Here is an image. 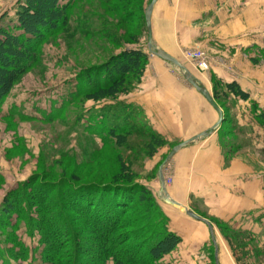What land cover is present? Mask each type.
Segmentation results:
<instances>
[{
  "label": "rangeland",
  "instance_id": "rangeland-1",
  "mask_svg": "<svg viewBox=\"0 0 264 264\" xmlns=\"http://www.w3.org/2000/svg\"><path fill=\"white\" fill-rule=\"evenodd\" d=\"M18 1L0 0V18L6 15L0 23L5 24L9 17L13 18ZM135 1L75 0L68 25L46 38L36 63L16 82L0 105V208L6 196L20 191L22 184L31 179L48 185L54 183L55 191L66 184L105 182L118 174L122 161L136 175L134 182L149 190L165 217L164 224L181 238L176 249L159 264H264V98L261 109L257 99L249 93L243 101L230 95L217 99L215 91L220 93L219 88L224 85L210 75V64L215 62L231 76H241L246 78V83L264 88V6L258 16L254 14L253 22L255 28L259 26L258 31L240 36L253 26L251 20H247L249 16L244 5H237L232 0H197L208 17L206 24L215 22L216 36L223 38V44L184 45L176 60L193 78L204 81L206 86H202L222 113V121L212 127L211 132L204 129L183 134V131L163 130L160 134L154 125L159 102L163 101L166 91L193 87L177 67L155 55L152 39L149 48L141 13L124 19L126 12L122 7L135 11ZM142 2L146 10L151 0ZM134 30L141 34L137 43L130 44L128 36L135 33ZM255 37L260 42L254 47L249 40ZM132 47H139L148 56L143 75L137 81L129 80L132 84L127 94H120L116 100L101 105L131 102L143 113L140 116L145 117L144 120L164 141V146L151 156L145 147L148 139L144 135L131 134L126 146L113 143L99 149L90 135L75 127L76 113L89 115L94 120L100 105L92 101L74 103L61 117H54L55 111L62 109L75 92L76 75L82 69L103 64L113 55ZM189 51L202 53L204 66L189 57ZM85 117L80 122L81 127L88 124ZM178 132L182 135H176ZM202 132H208L206 137L210 140L207 144L215 142L220 165L213 163L212 157L202 160L201 146L207 144L194 140L189 146L194 153L186 164L181 163L180 150L184 148L181 147L163 166L162 175L166 191L173 200L174 189H192L191 195H185V205L175 201L205 219L211 231L205 222L165 203L158 178L159 167L172 148ZM94 139L97 141L98 138ZM213 166H217L215 171ZM234 205L237 208H233ZM143 209L142 203H134L125 215L137 222L136 228ZM178 212L196 230L198 227L203 229L205 242L195 240L199 236L195 230H186L188 234L181 230L185 223L177 219L175 214ZM10 216V222L14 223L15 213ZM76 221L74 216L70 220L72 224ZM136 228L129 229L134 233ZM34 230L32 224L24 220L16 227L0 222V264H49L41 258L44 246ZM143 236L131 235L127 243L142 251L146 248V245L139 246ZM81 237L92 238L85 232ZM138 254V257H144L142 252ZM137 264L154 262L139 259Z\"/></svg>",
  "mask_w": 264,
  "mask_h": 264
},
{
  "label": "trees",
  "instance_id": "trees-1",
  "mask_svg": "<svg viewBox=\"0 0 264 264\" xmlns=\"http://www.w3.org/2000/svg\"><path fill=\"white\" fill-rule=\"evenodd\" d=\"M74 2L19 0L13 18L9 17L5 24L0 23V105L16 82L36 63L46 38L68 25ZM142 3L136 0L135 11L126 7H122V11L126 12L124 19L141 13L146 30ZM5 17L2 16L0 22ZM140 34V31L130 34L128 43H137ZM147 60L142 49L132 47L113 55L103 64L82 69L76 75L75 92L62 109L55 111L54 117H61L74 103L92 101L100 105L94 120L85 115L88 124L81 127L80 122L86 117L76 113L74 124L90 135L99 149L113 143L126 146L128 136L141 134L148 139L145 146L148 155H154L164 146V141L145 117L140 116L143 113L135 105L125 101L101 105L116 100L120 94H127L132 84L129 80L140 79ZM219 89L220 93L215 91L217 99L226 98L230 93L242 100L248 98L235 82ZM94 138H98L97 141ZM119 163L118 174L110 180L66 184L56 191L54 183L48 185L31 179L23 183L16 194L13 192L5 197L0 208V222L12 227L22 220L32 224L44 246L41 258L49 264H137L139 259L159 264L176 249L181 238L164 224L165 217L149 190L134 182L136 175L129 165ZM134 203H142L144 208L139 214L138 228L133 218L125 216ZM12 213L16 215L14 223L10 222ZM73 216L78 220L75 224L70 222ZM133 227L136 230L131 233L129 228ZM84 232L92 238L81 237ZM131 235L140 238L144 235L139 246L146 245V248L137 251L134 244L127 243ZM139 252L144 257H138Z\"/></svg>",
  "mask_w": 264,
  "mask_h": 264
},
{
  "label": "crops",
  "instance_id": "crops-1",
  "mask_svg": "<svg viewBox=\"0 0 264 264\" xmlns=\"http://www.w3.org/2000/svg\"><path fill=\"white\" fill-rule=\"evenodd\" d=\"M232 1L237 5H244L247 8L249 19L247 18V15H245V17L247 18V20H251L253 25L251 28H247V30L241 32L240 36H242L243 34L248 35L254 33L255 31H258L257 28L259 26L255 28L253 22L254 14H257L258 16L260 11H262L264 0ZM203 10L204 9L197 4V0H157L152 7L150 16L151 39L154 49L162 50L171 57L177 59L181 56V48L184 45H197L200 42L220 43V45L223 44V38L216 36L217 31L214 28L215 22L213 23V25L206 24L208 22V17ZM258 24L259 23H257V25ZM249 41L254 47L257 46L260 42V40L256 37L251 38ZM210 65V75H213V79H215L216 82H218L222 86L231 82L237 83V85L243 92L249 93L252 98L257 99L256 101H258L259 103L258 107L260 109L262 108L261 103L262 99L264 98V88H260L258 86L254 87L255 85L252 86L250 85V83H246V78L244 79L241 76H231L226 72L224 67L215 62L211 63ZM194 80L204 87L206 86L204 81L198 79L197 77H194ZM204 80L206 81V79ZM208 81H211V79H209ZM247 82L252 81L247 79ZM181 89L182 88L175 87L166 91L163 101L159 102V112L154 128L160 134L164 132L163 130H172L179 132L183 131V134L191 130L202 131L204 129H208L209 131L219 122V112L214 109L195 88L183 90ZM229 95L234 97L231 93ZM235 99L241 101V99L238 97ZM160 108H162L163 110H161ZM237 122L240 123L239 121ZM179 132L178 134H175L182 135ZM209 140L210 139L204 136L196 141H200L202 142V144H207ZM191 144L192 143L185 145L186 147L184 146V148L180 150V153L182 154V164L183 162L186 164L187 160L194 153V149H192V147H189ZM201 147L203 148V152L200 151L203 154L202 160H205V157H212V162L220 165L219 154L217 153L218 148L216 147L214 141L213 143H209ZM209 153L211 154L205 156V154ZM213 167L215 171L217 169V166ZM191 192L192 189H190L189 191H184V188H181L174 189L172 194L175 200L184 204V201H186L187 199L185 195H189ZM252 194H254V189L252 191ZM233 208H237V206L234 205ZM180 214L181 213L178 212L175 215L180 222L185 223L184 225H181V230L184 233H186V230L188 231L189 229L195 230V233L199 235L197 238H195V240H201V242H205L203 229L201 230V228L198 227V230H196V228H194L193 225L189 221H187V219H184V215ZM251 222L254 223V221Z\"/></svg>",
  "mask_w": 264,
  "mask_h": 264
},
{
  "label": "water",
  "instance_id": "water-1",
  "mask_svg": "<svg viewBox=\"0 0 264 264\" xmlns=\"http://www.w3.org/2000/svg\"><path fill=\"white\" fill-rule=\"evenodd\" d=\"M157 0H151V2L149 3V5L147 6L146 10H145V25H146V31H147V37H148V46L149 48L152 47L151 45V24H150V16H151V10L153 5L155 4ZM155 55H157L158 57L164 59L165 61L173 64L175 67H177V69L180 71V73L182 74V77L193 87L195 88L205 99L206 101L219 112L220 118H219V122L218 124L222 121V113L219 111V108L216 106V104L214 103L210 93L200 84L197 83L194 78L191 76L190 72L188 71V69L182 65L178 60H176L175 58L171 57L170 55H168L166 52L159 50V49H155ZM213 130V128L210 129L209 132H211ZM208 134V132H202L194 137H191L188 140H185L181 143H179L178 145H176L175 147L172 148V150L170 151V153L167 155V157L164 159V161L162 162V164L159 167V171H158V178H159V183H160V192L162 193V200L165 203H168L169 205H171L172 207L178 209L179 211L183 212L184 214H186L187 216L197 220V221H201V222H205L209 228V230L211 231V227L210 224L208 222H206L205 219L197 216L195 213H193L191 210H189L187 207H185L184 205L178 203L177 201L171 199L166 191V187H165V183H164V179H163V175H162V169L163 166L172 158V156L176 153V151L181 148L184 147L187 144L192 143L194 140H198L204 136H206Z\"/></svg>",
  "mask_w": 264,
  "mask_h": 264
},
{
  "label": "built area",
  "instance_id": "built-area-1",
  "mask_svg": "<svg viewBox=\"0 0 264 264\" xmlns=\"http://www.w3.org/2000/svg\"><path fill=\"white\" fill-rule=\"evenodd\" d=\"M198 52V51H197ZM196 51H189L188 53H189V57L191 56V57H193L194 59H196V60H198L201 64H199L200 66H204V58H205V56L203 55V60H202V62H201V59H202V53H197ZM203 68H205V67H203Z\"/></svg>",
  "mask_w": 264,
  "mask_h": 264
}]
</instances>
